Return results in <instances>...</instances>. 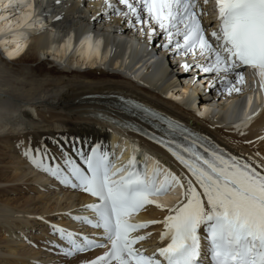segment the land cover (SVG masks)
Instances as JSON below:
<instances>
[{
	"label": "snow or ice",
	"instance_id": "obj_1",
	"mask_svg": "<svg viewBox=\"0 0 264 264\" xmlns=\"http://www.w3.org/2000/svg\"><path fill=\"white\" fill-rule=\"evenodd\" d=\"M208 4L209 0H104V15L110 11L127 20L130 29L140 26L139 35L150 45L162 37L156 47L173 57L190 56L191 63L185 60L181 69L206 74L208 89L218 85L220 94H241L245 72L250 71L253 91L258 78L259 90L264 92V0H214V24L206 23ZM0 11V31L5 36H22L23 31L16 30L34 24L30 0H0ZM64 47L73 51L71 36ZM76 51L82 60L98 59L100 41L88 35L79 41ZM115 99L118 111L138 116L160 132L156 135L137 129L166 148L188 175L163 168L158 160L149 171L134 155L117 167L114 152L101 143L89 144L78 138L52 140L51 146L43 140L33 145L30 138L26 145L18 143L35 169L63 187L94 198L78 210L91 215H60L95 231L87 234L45 221L49 234L60 241H46V250L73 260L79 254L103 249L94 258L76 260V264H264V156L231 155L150 107L124 97ZM248 103L252 104L251 97ZM98 118L120 123L104 113ZM177 187L182 191L175 204L165 207L153 199ZM148 205L165 213L162 219L130 220ZM153 225L162 226V230L149 254L136 245L152 235L139 231Z\"/></svg>",
	"mask_w": 264,
	"mask_h": 264
},
{
	"label": "bare ground",
	"instance_id": "obj_2",
	"mask_svg": "<svg viewBox=\"0 0 264 264\" xmlns=\"http://www.w3.org/2000/svg\"><path fill=\"white\" fill-rule=\"evenodd\" d=\"M83 2L84 0L79 1ZM76 7L77 4H73L72 10H69L60 4L53 8L46 5L45 10H53L54 18L61 17L56 20L60 26L78 27L100 22L99 13L88 14L87 10ZM39 8L41 6L37 9ZM104 19L109 20L106 16ZM2 23L0 22V27ZM106 23L109 24V21ZM115 23L114 26L121 25L119 20ZM39 26L33 24L31 28L17 29L18 33L23 31L22 36H5L0 31V48L4 49L8 60L0 56V93H6L12 103H0V111L3 112V118L0 119V264H76V260L91 259L100 254V251H94L66 260L58 258L54 250H46V241L53 240V237L48 234L45 221L63 224L61 219L65 215L60 214L72 211L78 202L90 200L86 195L52 190L53 186L46 185L49 179L27 161L22 155V147L17 145L21 142L26 145L29 138L33 145L43 140L51 146L52 140L63 142L64 139L72 141L73 138L89 144L98 141L105 145L110 132L114 133L113 139L117 141V125L98 118L99 113H104L119 122L123 120L113 113L112 107L117 108L118 105L115 97L132 96L155 109L159 108L178 117L201 130L231 155L243 158L253 156L254 159L256 153L264 156V151L260 148L264 139H259L264 137V106L259 107L257 114L250 120L245 119L232 127L214 117L211 112V102L220 100V97H216L219 86L208 89L206 74L199 72L200 75L194 79L196 74L191 70L183 75L195 85L205 80L204 87L198 90L202 96V104L208 107L199 111L196 103L192 105L191 100L177 96L176 101L181 102L178 104L168 99L166 95H171L168 92L172 87L170 84L153 81L147 75L134 73L130 69L116 68L113 66V59L102 63L92 59L88 62H76L72 66L69 54L63 65L45 59L44 56L50 53L48 48L51 41L44 42L47 32H41ZM124 32L126 31L116 30L115 34L121 36ZM64 53H68L66 49ZM175 67L178 71V67ZM206 89L207 91L202 92ZM92 94L98 96H91ZM233 99V95L225 96L217 103L223 108ZM27 104L33 105L31 110L23 108ZM102 106L110 110H102ZM192 109L203 113L204 118L197 117L191 112ZM123 142L128 144L126 140ZM6 167L11 171L10 174L3 171ZM8 183L10 187L6 186ZM17 190L27 194L19 198L11 197V193L9 195L8 191ZM170 199L172 198L167 201ZM154 209L159 211L155 207ZM33 233L40 234L37 241ZM43 238L44 242L40 243L39 240ZM31 241L39 246L36 247Z\"/></svg>",
	"mask_w": 264,
	"mask_h": 264
},
{
	"label": "rangeland",
	"instance_id": "obj_3",
	"mask_svg": "<svg viewBox=\"0 0 264 264\" xmlns=\"http://www.w3.org/2000/svg\"><path fill=\"white\" fill-rule=\"evenodd\" d=\"M47 66H48V65H47ZM82 68H83V67H82ZM260 148H262V150L264 151V144H262V145L260 146ZM1 166H2V165H1ZM3 171L7 172L8 174H10V172H11V171L9 170V168H7V167L4 168ZM8 176H9V175H8ZM8 184H9V183H8ZM8 184H7L6 186L10 187V184H9V185H8ZM23 191L25 192V190H23ZM8 192H9V195H10V193H11L10 196H11V197H14V198H19V197L22 196V195L24 196L25 193H26V192L23 193L22 191L19 192V190H17V191H11V192L8 191ZM26 194H27V193H26Z\"/></svg>",
	"mask_w": 264,
	"mask_h": 264
}]
</instances>
